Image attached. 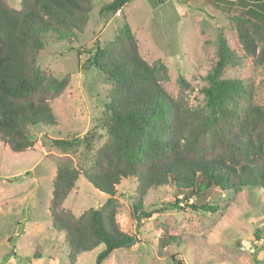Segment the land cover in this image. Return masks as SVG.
<instances>
[{"label": "trees", "instance_id": "1", "mask_svg": "<svg viewBox=\"0 0 264 264\" xmlns=\"http://www.w3.org/2000/svg\"><path fill=\"white\" fill-rule=\"evenodd\" d=\"M20 0V8L0 0V142L14 153L30 150L35 132L59 127L52 108L69 86L38 64L45 50L44 35L73 39L85 31L95 3L101 17L116 14L133 0ZM218 6L239 2L241 12L229 18L218 38V60L204 80L205 108H192L180 78L179 96L172 97L162 81L169 78L162 62L149 64L141 55L130 25L125 22L113 40L96 42L91 65L110 82V102L101 126L107 140L98 149V126L83 136L48 138L62 154L81 152L88 166L74 167L71 159L57 164L50 214L54 228L64 236L70 261L103 247L95 264H103L119 249L140 243L117 221V189L123 180L136 182L133 203L136 222L175 207L169 203L146 213L142 198L153 189L174 185L186 206L196 212L215 213L210 205L218 193L258 188L264 191V105L250 102L252 86L226 78L240 59L227 34L236 32L245 56L264 65V0H210ZM247 100V101H245ZM44 130V131H43ZM45 134V133H44ZM83 176L107 195L106 202L79 217L63 208ZM192 203L188 205V202ZM164 246L171 238L161 239Z\"/></svg>", "mask_w": 264, "mask_h": 264}, {"label": "rangeland", "instance_id": "2", "mask_svg": "<svg viewBox=\"0 0 264 264\" xmlns=\"http://www.w3.org/2000/svg\"><path fill=\"white\" fill-rule=\"evenodd\" d=\"M6 1L20 8V0ZM101 6L102 2L95 3L85 31L73 39L44 35L45 50L38 64L60 78L70 76L69 86L51 103L59 127H45V134L35 132L36 143L26 152L14 153L0 142V264H71L70 249L51 220L53 181L62 160L71 159L81 169L89 165L90 157L82 150L62 154L47 139L83 136L98 126L95 147L106 142L101 123L111 84L91 65L95 43L104 46L127 22L143 58L151 65L166 66L169 78L162 81L164 89L177 98L183 78L190 85L189 105L204 109V77L218 60L220 30L241 12L239 2L218 6L210 0H133L123 11L101 17ZM227 38L240 63L227 70L226 78L252 86V97L244 106L264 105V65L245 56L236 32ZM182 198L174 185L150 190L142 198L146 213L169 203L178 202V208L149 219L143 216L139 224L132 207L137 201L136 182L123 180L117 189V221L140 243L116 250L103 264H264L263 190L218 191L210 204L218 207L215 213L196 212ZM106 200L105 192L81 176L63 208L79 217ZM163 238H171L170 245L160 243ZM102 249L80 254L73 264H95Z\"/></svg>", "mask_w": 264, "mask_h": 264}]
</instances>
